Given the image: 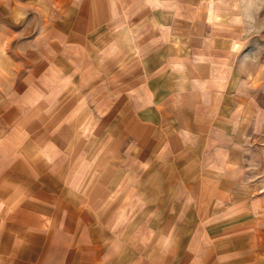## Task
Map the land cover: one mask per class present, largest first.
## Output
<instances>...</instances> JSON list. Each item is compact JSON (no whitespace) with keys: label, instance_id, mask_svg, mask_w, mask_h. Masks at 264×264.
Listing matches in <instances>:
<instances>
[{"label":"crops","instance_id":"0c3cea01","mask_svg":"<svg viewBox=\"0 0 264 264\" xmlns=\"http://www.w3.org/2000/svg\"><path fill=\"white\" fill-rule=\"evenodd\" d=\"M261 34L264 0H0V264H264Z\"/></svg>","mask_w":264,"mask_h":264},{"label":"rangeland","instance_id":"374dc122","mask_svg":"<svg viewBox=\"0 0 264 264\" xmlns=\"http://www.w3.org/2000/svg\"><path fill=\"white\" fill-rule=\"evenodd\" d=\"M28 3L22 2V5H27ZM28 6V5H27ZM25 11V10H24ZM27 11H25L26 13ZM21 12L20 16L16 21L19 23L20 26L23 24H26L28 26V23L31 26L37 27L38 22H33L34 19L28 18L27 15ZM263 27V26H262ZM260 31H261V26H260ZM22 39L26 38L25 36H20ZM260 39H254L255 43L254 47L257 48L254 53L258 54V58L260 62H264V36L261 34ZM257 40V41H256ZM263 40V41H262ZM263 68V66H262ZM261 68V69H262ZM263 123V124H262ZM260 126L261 129L257 130L256 133L254 134L252 141L254 139V146L252 149H247L248 154H249V167H250V173H249V179L250 182L255 185V187H258L260 191L264 190V178H262V175H264V115L261 116L260 120ZM258 135V137H256ZM68 153H70V149H68ZM134 229V228H133Z\"/></svg>","mask_w":264,"mask_h":264}]
</instances>
